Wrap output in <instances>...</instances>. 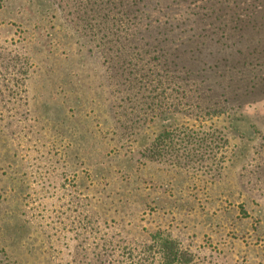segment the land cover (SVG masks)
I'll list each match as a JSON object with an SVG mask.
<instances>
[{
  "label": "rangeland",
  "instance_id": "obj_1",
  "mask_svg": "<svg viewBox=\"0 0 264 264\" xmlns=\"http://www.w3.org/2000/svg\"><path fill=\"white\" fill-rule=\"evenodd\" d=\"M56 7L0 0V264H162L157 233L191 264H264V99L208 118L180 80L148 82L165 112L129 129Z\"/></svg>",
  "mask_w": 264,
  "mask_h": 264
},
{
  "label": "trees",
  "instance_id": "obj_2",
  "mask_svg": "<svg viewBox=\"0 0 264 264\" xmlns=\"http://www.w3.org/2000/svg\"><path fill=\"white\" fill-rule=\"evenodd\" d=\"M51 1L86 60L93 88L110 92L114 108H124L129 129L151 113L165 112L164 100L152 94L164 79L180 80L191 90L186 98L204 107L208 118L244 116L245 107L264 99V0H174L179 7L174 18L169 17L172 5L165 15L155 11L162 0ZM179 41L186 43L191 59L173 77V43ZM148 82L154 91L147 96ZM248 118L260 123L258 116ZM162 138L168 140L170 133L157 139V151L163 149ZM153 238L162 264L193 263V256L169 237L157 233Z\"/></svg>",
  "mask_w": 264,
  "mask_h": 264
}]
</instances>
